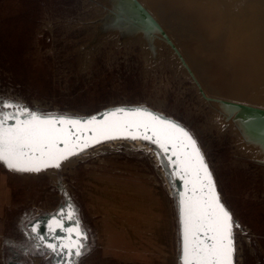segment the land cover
<instances>
[{
  "label": "rangeland",
  "instance_id": "374dc122",
  "mask_svg": "<svg viewBox=\"0 0 264 264\" xmlns=\"http://www.w3.org/2000/svg\"><path fill=\"white\" fill-rule=\"evenodd\" d=\"M139 1L162 30L133 0H0V98L39 113L79 116L138 105L178 122L241 225L233 229L234 264H264V138L246 131V110L227 101L264 103L232 92L234 76L214 47L226 39L234 14L242 30L264 40V0H230L226 8L224 0ZM195 5L201 14L189 8ZM206 26L215 34L205 35ZM159 151L149 141L120 138L87 148L60 169L27 173L0 164V205H9L6 220L15 226V258L23 250L45 251L28 237L23 218L71 204L88 234V250L72 264H180L176 187Z\"/></svg>",
  "mask_w": 264,
  "mask_h": 264
},
{
  "label": "snow or ice",
  "instance_id": "6c2138e0",
  "mask_svg": "<svg viewBox=\"0 0 264 264\" xmlns=\"http://www.w3.org/2000/svg\"><path fill=\"white\" fill-rule=\"evenodd\" d=\"M4 108H15L17 112L7 113ZM118 113L133 119L120 120L116 118ZM21 116L25 118L21 119ZM108 116L113 119H107ZM10 120L15 122L9 124ZM95 124L96 117L82 120L44 114L0 98V164L10 171L39 173L49 168L60 169L70 157L101 140L122 136L149 141L159 148L158 158L163 154L173 166L174 175L185 182L186 191L180 200L181 264H234L233 229H239L241 225L234 221L231 212L221 202L212 174L191 134L177 122L146 108L131 112L117 108L106 114V119L98 126L90 127ZM81 129L85 132L82 133ZM87 131L93 133L91 143L84 138ZM189 183L192 184L191 196L187 192ZM66 207L67 211L62 208L57 213L60 218H54V226L49 225L52 233L57 228L67 232L70 241L61 245V253L66 259L58 264H72V258H78L88 250L87 231L76 219L75 208L71 204ZM65 220L74 221V226L65 228ZM48 247L57 251L56 244H48Z\"/></svg>",
  "mask_w": 264,
  "mask_h": 264
},
{
  "label": "bare ground",
  "instance_id": "6f19581e",
  "mask_svg": "<svg viewBox=\"0 0 264 264\" xmlns=\"http://www.w3.org/2000/svg\"><path fill=\"white\" fill-rule=\"evenodd\" d=\"M186 1L191 2V0ZM228 1L230 0H224L225 7L223 8H226ZM191 4H193V2H191ZM189 8H191L192 11L194 10L196 13L201 14V12H203L202 9L198 7V5L193 7L191 6ZM196 13L193 14L194 18H196ZM228 19L231 22V26L229 24V30L223 32L227 34L226 39L224 41H214L216 45L218 44L214 47L216 49V53L220 55H218L219 62L222 64L221 66L225 72H229L232 78L234 76V78L230 80L231 83L233 82L234 88L232 92L234 94L241 97H248V99L253 98L264 103V40L261 39L258 41L257 39H254L255 36L252 37L248 31L242 30L239 24L236 22L237 20H235V14L234 16H229ZM205 20L207 21V19ZM212 24L214 23H210L209 27H212ZM207 30H210L209 33L205 31L207 32L205 35L208 34V37L212 36V34H215L213 29L207 28ZM227 59L232 62H234V60H239V63L237 62L238 64H229ZM241 116L245 124V130L250 132L255 138L258 139L260 138L259 136L262 135L261 139H263L264 116H260L259 114L253 113L251 111H243ZM263 142L264 140L261 141V143Z\"/></svg>",
  "mask_w": 264,
  "mask_h": 264
},
{
  "label": "crops",
  "instance_id": "0c3cea01",
  "mask_svg": "<svg viewBox=\"0 0 264 264\" xmlns=\"http://www.w3.org/2000/svg\"><path fill=\"white\" fill-rule=\"evenodd\" d=\"M7 207L9 209V205L6 206L0 205V264H30L26 260L28 259L31 261V256H64L63 253H61V249L58 246L66 243L68 244L70 242L68 239V233L60 230L59 228L56 229L55 233L49 231V225H53L54 218L55 219L60 218L56 213L47 216L46 215L40 216L39 218L32 220L29 224V228L32 231L31 234L27 231L28 229H26V225H27L25 221L26 219L23 218L21 220L20 225H22L24 231H27L26 233L28 234V237L36 238L38 240L37 245L38 244L43 245L45 247V251L36 253V252L23 250V253L18 254L19 257L15 258L17 254L13 243H16V238L11 232V230L14 229L15 226L10 228L9 221L6 220L7 217L5 216V213H7L6 210ZM72 226H74V223L73 225H67V224L65 225L64 223L65 228ZM34 228H37L38 230L34 231L33 230ZM41 237H43V239H41ZM58 238H63V239H58ZM48 244H56L57 251L53 252L52 249L48 247ZM57 253H61V254L57 255ZM26 256H28L29 258H26Z\"/></svg>",
  "mask_w": 264,
  "mask_h": 264
},
{
  "label": "water",
  "instance_id": "95a60500",
  "mask_svg": "<svg viewBox=\"0 0 264 264\" xmlns=\"http://www.w3.org/2000/svg\"><path fill=\"white\" fill-rule=\"evenodd\" d=\"M133 2L138 6V8L140 10H142L144 13L147 14V16L150 18L152 24H154L159 30H162L159 23L151 16V13L146 9V7L139 1V0H133ZM202 92V91H201ZM203 94V92H202ZM228 103H230L231 105L235 106V107H239L243 110H246V111H251L253 113H256V114H259L260 116H264V106H261V105H255V104H247V103H243V102H237V101H227ZM117 108H123L125 109L126 111H129L131 112L132 110L134 109H137V108H146V107H143V106H138V105H117V106H111V107H108V108H105V109H102L96 113H92V114H89V115H73V114H69V113H46V114H53V115H62V116H70V117H74V118H80V119H86V118H91V117H96V124L95 125H92L90 127H95V126H98L100 124L101 121L105 120L106 119V114L108 113H111L114 109H117ZM147 110L155 113V114H159L165 118H168L170 120H173L169 117H166L156 111H153L149 108H146ZM7 112V111H6ZM7 113H12V112H7ZM21 119H24L25 117L21 116L20 117ZM118 119L120 120H130V119H133V117L131 116H127L125 117L124 116V113H118L117 114V117ZM107 119L111 120L113 119L112 117L108 116ZM174 121V120H173ZM15 121L13 120H10L8 123L9 124H12L14 123ZM176 122V121H175ZM178 123V122H177ZM179 124V123H178ZM180 125V124H179ZM182 126V125H181ZM64 127H68V125H64ZM186 129V128H185ZM130 131H134V129H129ZM187 130V129H186ZM75 131V130H73ZM188 131V130H187ZM81 132L84 133L85 130L84 129H81ZM189 132V131H188ZM190 133V132H189ZM93 135V133L91 131H87L84 138L88 140L89 143H91V136ZM192 136V135H191ZM120 138H125V137H122V136H117V138H114V139H107V140H101V142L99 143H102V142H107V141H110V140H115V139H120ZM131 139V138H130ZM139 139V138H138ZM194 139V138H193ZM139 140H143V139H139ZM99 143H95V144H92V146H95ZM151 143V142H150ZM156 146V145H155ZM61 147H64L63 144H61ZM69 147H71V145H69ZM157 147V146H156ZM89 148V147H88ZM158 148V147H157ZM86 150V149H85ZM170 155V153L168 154ZM166 158V157H165ZM173 159H175L173 157ZM167 163L169 164V162L167 161ZM170 166V169H171V174H172V177H173V180L175 182V187H176V195H177V200H178V217H179V232H180V247H181V212H180V200L182 198L181 194L184 193L186 191V186H185V182L183 180H181L179 177H176L174 175V168L173 166ZM191 188H192V184L189 183L187 185V192H188V195L191 196L193 193L191 192ZM179 261H180V255H179ZM234 261V260H233ZM181 264V262H180Z\"/></svg>",
  "mask_w": 264,
  "mask_h": 264
},
{
  "label": "flooded vegetation",
  "instance_id": "af4514ba",
  "mask_svg": "<svg viewBox=\"0 0 264 264\" xmlns=\"http://www.w3.org/2000/svg\"><path fill=\"white\" fill-rule=\"evenodd\" d=\"M34 213H35V217L34 216H32V217H26L25 219V221H26V229H28L27 231L31 234L32 233V231H31V229L29 228V224H30V222L32 221V220H34V219H36V218H39L40 216H44V215H46V214H48L47 212H45L44 211V209H41V210H36V211H34ZM47 216V215H46ZM66 223V222H65ZM66 225V224H65Z\"/></svg>",
  "mask_w": 264,
  "mask_h": 264
}]
</instances>
